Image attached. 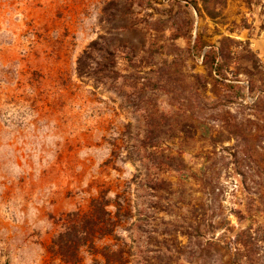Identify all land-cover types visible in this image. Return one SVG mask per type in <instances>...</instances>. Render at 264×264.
Instances as JSON below:
<instances>
[{
	"label": "rangeland",
	"instance_id": "rangeland-1",
	"mask_svg": "<svg viewBox=\"0 0 264 264\" xmlns=\"http://www.w3.org/2000/svg\"><path fill=\"white\" fill-rule=\"evenodd\" d=\"M94 199L73 264H264V0H0V264Z\"/></svg>",
	"mask_w": 264,
	"mask_h": 264
},
{
	"label": "trees",
	"instance_id": "trees-1",
	"mask_svg": "<svg viewBox=\"0 0 264 264\" xmlns=\"http://www.w3.org/2000/svg\"><path fill=\"white\" fill-rule=\"evenodd\" d=\"M204 5L214 0H200ZM213 18V14H209ZM210 55L206 54L205 58ZM81 65V59L79 61ZM63 231L52 241V252L67 264L78 260V253L83 247L95 248V242L114 234V222L109 212L100 207L99 199L92 201L90 212L72 213L62 219Z\"/></svg>",
	"mask_w": 264,
	"mask_h": 264
}]
</instances>
